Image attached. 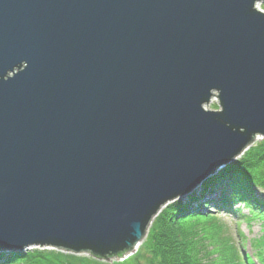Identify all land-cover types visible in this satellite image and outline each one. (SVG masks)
Wrapping results in <instances>:
<instances>
[{
	"label": "water",
	"instance_id": "obj_1",
	"mask_svg": "<svg viewBox=\"0 0 264 264\" xmlns=\"http://www.w3.org/2000/svg\"><path fill=\"white\" fill-rule=\"evenodd\" d=\"M259 5L0 0V254L132 256L264 138Z\"/></svg>",
	"mask_w": 264,
	"mask_h": 264
},
{
	"label": "trees",
	"instance_id": "obj_2",
	"mask_svg": "<svg viewBox=\"0 0 264 264\" xmlns=\"http://www.w3.org/2000/svg\"><path fill=\"white\" fill-rule=\"evenodd\" d=\"M259 190L264 196V140L207 180L198 194L167 206L150 227L144 260L148 264H254L242 244L238 248L227 237V226L218 214L239 216L241 211L236 207L242 205L250 217L241 214V218L259 220L264 231V198L257 195ZM207 206L213 211H207ZM254 243V257L264 264V232L262 240ZM3 257L0 254L4 264H100L93 259L35 249Z\"/></svg>",
	"mask_w": 264,
	"mask_h": 264
},
{
	"label": "rangeland",
	"instance_id": "obj_3",
	"mask_svg": "<svg viewBox=\"0 0 264 264\" xmlns=\"http://www.w3.org/2000/svg\"><path fill=\"white\" fill-rule=\"evenodd\" d=\"M262 6L263 5H259L260 10H263ZM206 109L207 110H218L217 101L214 99L213 102L208 107H206ZM263 140H264V138H259L255 142V144L252 147H250L247 151H249L251 148L255 147L258 143L262 142ZM244 154L242 155V157L244 156ZM242 157H240L235 162H233V164L236 163L237 161H239ZM233 164H231V165H233ZM230 166H228V167H230ZM257 195H260V197L262 196V193L260 190L257 192ZM262 197L264 198V196H262ZM208 200H209V198H208ZM185 201H186V199H180V200H177L176 202H185ZM171 204H173V203H171ZM171 204H169V205H171ZM236 208L240 209L241 214L250 217L248 210L244 206L239 205ZM205 209L207 211H213L208 206L205 207ZM240 215L239 216L238 215L237 216H230V215L228 216L226 214H218L219 218L227 226L226 235L232 241V243L235 246H238V248H239L240 244H242V246L244 247L243 248L244 252L253 258V260L255 261L254 262L255 264H260L257 261V259L254 257L255 255H254L253 244H255L254 243L255 241L262 240V238H263V232L264 231H263L262 223L259 220L243 219V218H241L242 216H240ZM148 234H149V232H148ZM147 237H148V235H147ZM147 237L140 244L139 248L136 250V252H134V254L132 256H126L125 258L119 259V260L118 259H112L110 261H105V260L104 261H98L97 259H95L89 255H73V254H70V255L82 257L85 259H93L94 261H96L97 263H100V264H148L147 261L144 260V255L146 253H148L147 249H145V247H144L145 246L144 244L146 243ZM30 250H32V249H29L26 251H30ZM35 250L46 251V252L47 251H55V250H51V249H35ZM26 251H25V253H26ZM56 252H59V251H56ZM64 254H69V253H64ZM6 255H7V253H4V257ZM0 264H4V262L1 261Z\"/></svg>",
	"mask_w": 264,
	"mask_h": 264
},
{
	"label": "bare ground",
	"instance_id": "obj_4",
	"mask_svg": "<svg viewBox=\"0 0 264 264\" xmlns=\"http://www.w3.org/2000/svg\"><path fill=\"white\" fill-rule=\"evenodd\" d=\"M212 179V178H211Z\"/></svg>",
	"mask_w": 264,
	"mask_h": 264
}]
</instances>
